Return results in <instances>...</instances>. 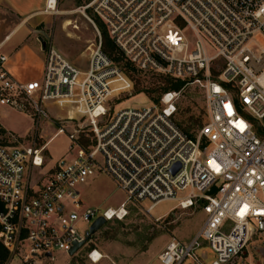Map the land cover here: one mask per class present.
<instances>
[{
    "label": "built area",
    "instance_id": "1",
    "mask_svg": "<svg viewBox=\"0 0 264 264\" xmlns=\"http://www.w3.org/2000/svg\"><path fill=\"white\" fill-rule=\"evenodd\" d=\"M56 4L47 0L45 11L54 13ZM75 11L97 33L85 69L50 46L42 79L22 82L7 71L0 50V106L29 109L39 122L49 118L48 105H65L84 121L75 124L68 113L61 119L67 126L42 144L0 132V244L10 257L69 256L97 217L121 220L129 204L148 203L150 212L165 201L199 206L204 219L188 240L166 243L160 264H199L203 245L216 255L210 264L238 256L254 237L264 246V0H85ZM85 12L100 18L138 70L202 89L206 119L195 139L174 121L178 91L164 92L161 105L108 112L132 81L104 53ZM60 133L70 141L68 156L44 171L46 147ZM98 174L123 192L118 207L85 206L80 187ZM87 256L103 257L95 248Z\"/></svg>",
    "mask_w": 264,
    "mask_h": 264
},
{
    "label": "rangeland",
    "instance_id": "2",
    "mask_svg": "<svg viewBox=\"0 0 264 264\" xmlns=\"http://www.w3.org/2000/svg\"><path fill=\"white\" fill-rule=\"evenodd\" d=\"M84 1L57 0V10L54 13L39 16V20L42 18L45 22L42 21L43 23L39 24V21H36L38 18L30 21L31 23L36 21V24L45 26L42 28V37L47 43L45 51L48 47H53L80 69L87 67L90 54L89 46L97 39V33L90 21L80 12L75 11ZM85 13L96 24L97 21L102 23L98 16L91 12ZM5 16L10 17V12L5 13ZM67 21L69 24H65ZM4 22L9 21L4 20ZM25 29L24 26L20 28L15 36L2 47L1 51L7 54V64L12 63L16 68H20V75L14 74L16 78L23 79L30 76L31 80H41L43 70L40 61L44 59V52L39 55L37 53L36 56H39L37 58L21 60L20 54L33 55L31 39L21 40ZM5 30L4 25L0 27V34ZM259 39L264 47V39L261 37ZM129 74L132 81L130 93L125 92L113 97L108 112L115 113L121 108H140L155 103L143 93L134 94V89L143 90V88L151 86L157 76L144 72H130ZM178 92L174 103L176 107L174 118L181 126L189 128V132L197 137L201 128L198 125L203 124L206 119L203 91L197 84L184 83ZM48 106L49 118H40L39 122H36L31 116L29 109L19 110L9 106H0V125L4 130L3 134L12 135V138L25 144L31 142L33 137L37 144L45 143L54 135L58 125L67 126L61 119L70 113L69 108L65 105L62 107ZM71 115L74 116L75 124L78 121L84 123L77 114ZM84 132H88L87 129ZM69 144L70 141L65 133L57 134L49 141L46 147L48 159L45 162L44 171L52 168L59 159L68 156ZM80 190L85 206L98 208L100 212L107 207H118L125 198L113 179L106 174L91 177L80 187ZM147 206L148 203L129 204L127 214L123 219L106 222L91 236L87 241L88 245L103 255L97 262H92L88 258L87 252L90 248L87 245L72 257L62 252L55 253L54 259L25 258L22 254L11 256V258L9 255L6 264H160L157 254L161 252L166 243L172 237L179 240H188L192 237L200 228L204 214L199 206L182 208L176 201L158 203L150 212L146 210ZM259 242L258 238L254 237L238 256L224 264H256L255 260L259 261V257L252 247ZM198 254L202 255L199 264H210L216 259L215 253L208 245H203ZM182 264L194 263L186 260Z\"/></svg>",
    "mask_w": 264,
    "mask_h": 264
},
{
    "label": "crops",
    "instance_id": "3",
    "mask_svg": "<svg viewBox=\"0 0 264 264\" xmlns=\"http://www.w3.org/2000/svg\"><path fill=\"white\" fill-rule=\"evenodd\" d=\"M47 0H0V27L5 26V32L0 34V50L2 47L12 39L13 36L19 31L23 26L26 28L25 32L22 34L21 40H29L31 39V45L33 50L30 56L26 54H20L21 60H28L30 58H37V53L44 52V59L41 62L42 70H44L45 60H46V51L41 49L39 37H42L43 30L42 28L45 26H40V23L45 22L44 19L39 20V16L50 14L45 11ZM57 10V6H56ZM10 12V17L5 16V13ZM4 13V14H3ZM38 18L36 21H39V24H36V21L33 19ZM4 20L9 22L5 23ZM43 21V22H42ZM45 25V23H44ZM43 38V37H42ZM19 52V51H18ZM7 55V54H6ZM39 60V59H38ZM7 71L17 80L26 82L31 80L27 76L23 79L16 78L14 74H19L20 68H16L14 64H5ZM16 74V75H17ZM29 78V79H28ZM202 211V210H201ZM204 214V213H203ZM158 255V254H157Z\"/></svg>",
    "mask_w": 264,
    "mask_h": 264
},
{
    "label": "trees",
    "instance_id": "4",
    "mask_svg": "<svg viewBox=\"0 0 264 264\" xmlns=\"http://www.w3.org/2000/svg\"><path fill=\"white\" fill-rule=\"evenodd\" d=\"M97 27L102 35V49L104 53H106L112 61L117 64L121 69L124 70V72L128 75L131 72H137V73H143L142 71L138 70L135 66H133L128 60L124 58L123 53L115 46L111 38L108 36V33L106 31V28L104 24L100 23V21H97ZM144 73H151L152 76H157L155 80L152 82V85L147 87L139 89H134V94H140L143 93L149 100L154 101L155 103L160 102V97L164 92L167 91H179V89L183 86L185 81L176 79L164 74L159 73H153V72H144ZM129 77V76H128ZM174 121L176 125L184 132L186 133L190 138L195 139L196 135L189 132V128H185L181 126L174 118ZM202 123L198 125V127H202ZM258 134L261 132L259 130H256ZM0 132L4 133V130L1 129ZM84 137H82V140ZM91 247V246H90ZM89 247V248H90ZM9 259V253L7 250L0 244V264H6Z\"/></svg>",
    "mask_w": 264,
    "mask_h": 264
},
{
    "label": "water",
    "instance_id": "5",
    "mask_svg": "<svg viewBox=\"0 0 264 264\" xmlns=\"http://www.w3.org/2000/svg\"><path fill=\"white\" fill-rule=\"evenodd\" d=\"M39 41H40L41 49L45 50L46 49V41L42 37H39ZM178 166H179V163L175 164L172 168V171L174 172L178 168ZM105 223H106V220L102 216L97 217L94 220V222L91 224V226H90V228H89V230L85 236V239L80 241V242L74 243V245L69 249V251H68L69 257L74 256L76 254V252L79 249H81L87 243L88 240H90L91 236L94 233H96ZM252 250L256 251L261 256H264V246H253ZM45 256L49 257L50 253H46ZM255 263L259 264L260 260L259 261L255 260Z\"/></svg>",
    "mask_w": 264,
    "mask_h": 264
},
{
    "label": "bare ground",
    "instance_id": "6",
    "mask_svg": "<svg viewBox=\"0 0 264 264\" xmlns=\"http://www.w3.org/2000/svg\"><path fill=\"white\" fill-rule=\"evenodd\" d=\"M65 24H69V21H67ZM155 206H156V205H155ZM155 206H154L152 209H154ZM152 209H151V210H152ZM94 256H98L97 253H94Z\"/></svg>",
    "mask_w": 264,
    "mask_h": 264
}]
</instances>
